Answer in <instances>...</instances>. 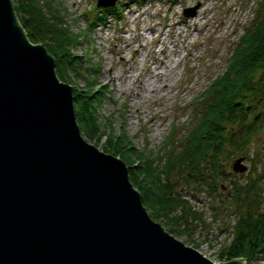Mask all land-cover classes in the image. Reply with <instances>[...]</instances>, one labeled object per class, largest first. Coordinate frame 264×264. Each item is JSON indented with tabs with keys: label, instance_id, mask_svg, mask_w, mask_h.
<instances>
[{
	"label": "water",
	"instance_id": "water-1",
	"mask_svg": "<svg viewBox=\"0 0 264 264\" xmlns=\"http://www.w3.org/2000/svg\"><path fill=\"white\" fill-rule=\"evenodd\" d=\"M0 264H246L212 260L150 215L126 162L81 133L71 84L12 0H0Z\"/></svg>",
	"mask_w": 264,
	"mask_h": 264
},
{
	"label": "rangeland",
	"instance_id": "rangeland-1",
	"mask_svg": "<svg viewBox=\"0 0 264 264\" xmlns=\"http://www.w3.org/2000/svg\"><path fill=\"white\" fill-rule=\"evenodd\" d=\"M57 1L62 22L79 34L73 51L80 75L70 68V79L65 82L79 89L91 79L103 91L97 104L102 134L92 138L80 128L81 133L89 142L113 154L105 146L116 134L127 138L137 151L153 155H161L170 143L175 144L184 136L195 121L203 90L224 70L257 6V0H122L125 4H119L122 10L113 15L115 22L106 13L105 21L88 27L98 11L96 0ZM197 1V12L184 15L183 8ZM202 4L207 7L201 8ZM92 65H98L97 69ZM148 80H153L158 88L148 91ZM262 139L256 136L250 149L261 146ZM241 156L247 167L241 171L243 175L231 177L243 181L252 164L250 156H233L229 161L232 165ZM131 159L139 161L137 156ZM177 188L203 211V216L191 219L182 232L172 233L219 261L220 247L231 236L233 210L225 205L214 213L212 207L221 203L217 195L198 192L181 183ZM156 220L169 230L163 217ZM263 263L264 256L246 262Z\"/></svg>",
	"mask_w": 264,
	"mask_h": 264
},
{
	"label": "trees",
	"instance_id": "trees-1",
	"mask_svg": "<svg viewBox=\"0 0 264 264\" xmlns=\"http://www.w3.org/2000/svg\"><path fill=\"white\" fill-rule=\"evenodd\" d=\"M12 1L29 39L44 44L54 56L59 78L70 79V68L80 75L73 51L79 34L62 22L60 3ZM256 3L253 20L240 34L224 70L203 90L195 121L180 140L170 143L161 155L137 151L119 134L105 146L107 151L122 154L129 165L130 179L150 215L154 219L163 217L171 232L180 233L188 228L191 219L203 216V211L178 191V183L217 195L221 203L212 207L214 213L225 205L233 210L231 236L220 247L219 261L241 257L251 262L264 256V0ZM121 10L118 3L98 6L88 27L105 21L106 13L119 15ZM86 84L73 89L75 112L80 128L95 138L102 134L97 104L103 91L91 79ZM256 136H261L263 142L250 149ZM239 155L252 160L243 181L231 177L243 175L229 161ZM134 156L139 161L132 160Z\"/></svg>",
	"mask_w": 264,
	"mask_h": 264
},
{
	"label": "bare ground",
	"instance_id": "bare-ground-1",
	"mask_svg": "<svg viewBox=\"0 0 264 264\" xmlns=\"http://www.w3.org/2000/svg\"><path fill=\"white\" fill-rule=\"evenodd\" d=\"M131 1H134V0H131ZM117 3H118V4H125V2H124V3L122 2V0H121V1H117V0H116L115 4H117ZM197 3L200 4L199 1H197V2L194 3V4H197ZM96 4H97V0H96ZM205 7H207L206 4H202V5H201V8H205ZM198 16L201 17L202 15L200 16V14H198ZM166 84H169V83H166ZM154 85H155V83H154L153 80H148L146 88L148 89V91L151 90V89L154 90L155 88H158L157 86L154 87ZM147 89H146V90H147ZM263 264H264V263H263Z\"/></svg>",
	"mask_w": 264,
	"mask_h": 264
},
{
	"label": "built area",
	"instance_id": "built-area-1",
	"mask_svg": "<svg viewBox=\"0 0 264 264\" xmlns=\"http://www.w3.org/2000/svg\"><path fill=\"white\" fill-rule=\"evenodd\" d=\"M195 5V4H194ZM187 6H192V5H186L185 7H187ZM185 7L183 8V13H184V9H185ZM111 17H112V20H114V22H115V18L112 16V15H110ZM110 20H107L106 22H109ZM94 27V26H93Z\"/></svg>",
	"mask_w": 264,
	"mask_h": 264
}]
</instances>
